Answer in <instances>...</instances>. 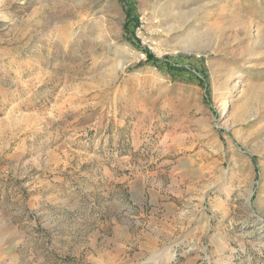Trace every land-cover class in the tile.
I'll return each mask as SVG.
<instances>
[{"label": "rangeland", "instance_id": "374dc122", "mask_svg": "<svg viewBox=\"0 0 264 264\" xmlns=\"http://www.w3.org/2000/svg\"><path fill=\"white\" fill-rule=\"evenodd\" d=\"M0 264H264V0H0Z\"/></svg>", "mask_w": 264, "mask_h": 264}, {"label": "trees", "instance_id": "16d2710c", "mask_svg": "<svg viewBox=\"0 0 264 264\" xmlns=\"http://www.w3.org/2000/svg\"><path fill=\"white\" fill-rule=\"evenodd\" d=\"M147 57V62L151 63V64H156V61L153 59V57L151 55H149L148 53L146 54Z\"/></svg>", "mask_w": 264, "mask_h": 264}, {"label": "bare ground", "instance_id": "6f19581e", "mask_svg": "<svg viewBox=\"0 0 264 264\" xmlns=\"http://www.w3.org/2000/svg\"><path fill=\"white\" fill-rule=\"evenodd\" d=\"M228 104V102H225L223 105H224V107H226V105Z\"/></svg>", "mask_w": 264, "mask_h": 264}, {"label": "built area", "instance_id": "2783aa9c", "mask_svg": "<svg viewBox=\"0 0 264 264\" xmlns=\"http://www.w3.org/2000/svg\"><path fill=\"white\" fill-rule=\"evenodd\" d=\"M142 57H144V56L142 55Z\"/></svg>", "mask_w": 264, "mask_h": 264}]
</instances>
